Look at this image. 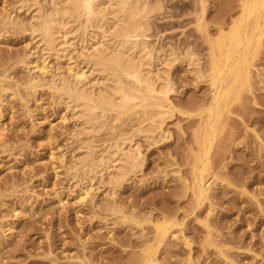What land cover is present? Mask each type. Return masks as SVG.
<instances>
[{
  "label": "rangeland",
  "instance_id": "obj_1",
  "mask_svg": "<svg viewBox=\"0 0 264 264\" xmlns=\"http://www.w3.org/2000/svg\"><path fill=\"white\" fill-rule=\"evenodd\" d=\"M247 1L160 0L150 39L177 58L170 111L109 113L98 133L78 138L75 114L51 85L78 69L92 83L79 58L91 46L62 38L48 56L32 25L53 0H0V264H145L149 256L155 264H264V37L212 140L207 198L198 200L194 186L207 121L199 111L215 94L210 40ZM188 50L198 72L184 63ZM134 138L140 167L116 191L112 169L85 175L77 166L78 140L90 147L89 165ZM165 220L160 242L155 225Z\"/></svg>",
  "mask_w": 264,
  "mask_h": 264
},
{
  "label": "bare ground",
  "instance_id": "obj_2",
  "mask_svg": "<svg viewBox=\"0 0 264 264\" xmlns=\"http://www.w3.org/2000/svg\"><path fill=\"white\" fill-rule=\"evenodd\" d=\"M52 4V12L37 15L32 25V34L44 53L48 56L58 53L62 38L66 41L71 38V45L91 46L79 58L91 71L90 76H94L92 83L86 84V72L78 69L71 81L55 79L51 85L75 114L80 126L78 138L98 133L109 113L120 118L138 109L145 112L159 109L162 115L170 111V96L175 91L170 69L177 58L169 49H157L150 39L152 19L164 9L160 0H53ZM263 37L264 0H249L242 3L240 18L230 29L221 27L220 37L210 40L211 88L215 94L209 107L199 111L200 115L207 114V121L194 164L198 200L206 199L209 193L205 174L212 140L222 123L224 110L249 83V57ZM183 56L184 63L198 72L192 53L188 50ZM76 145L82 153L76 163L85 168V175L112 169L114 175L108 184L112 191L140 167L141 152L136 138L115 142L98 163L89 165L90 147L81 140ZM155 228L159 241H163L169 224L165 220ZM207 243L211 244L210 235ZM145 264H155L152 256Z\"/></svg>",
  "mask_w": 264,
  "mask_h": 264
}]
</instances>
